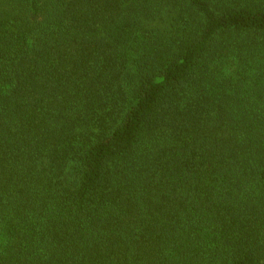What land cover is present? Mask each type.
I'll list each match as a JSON object with an SVG mask.
<instances>
[{
    "label": "trees",
    "instance_id": "obj_1",
    "mask_svg": "<svg viewBox=\"0 0 264 264\" xmlns=\"http://www.w3.org/2000/svg\"><path fill=\"white\" fill-rule=\"evenodd\" d=\"M0 264H264V0H0Z\"/></svg>",
    "mask_w": 264,
    "mask_h": 264
}]
</instances>
